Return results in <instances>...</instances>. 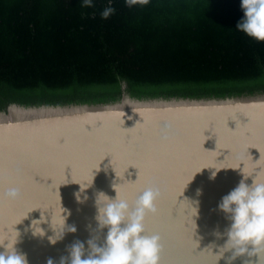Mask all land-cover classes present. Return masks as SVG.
Returning <instances> with one entry per match:
<instances>
[{
	"label": "water",
	"instance_id": "95a60500",
	"mask_svg": "<svg viewBox=\"0 0 264 264\" xmlns=\"http://www.w3.org/2000/svg\"><path fill=\"white\" fill-rule=\"evenodd\" d=\"M240 169L264 182V87L0 100V232L20 233L16 247L29 264H59L77 240L85 256L89 239L105 246L95 194L114 198V183L130 206L144 190H159L157 211L144 220V235L160 237L158 264H217L218 249L208 247L223 245L226 236L213 233L230 223L218 203L242 179ZM80 184L91 185L84 203L74 195ZM11 187L20 191L14 199ZM41 213L43 237L32 230ZM63 216L77 231L65 229L52 245ZM258 255L264 264V251ZM245 262L257 264V253L232 264Z\"/></svg>",
	"mask_w": 264,
	"mask_h": 264
},
{
	"label": "trees",
	"instance_id": "16d2710c",
	"mask_svg": "<svg viewBox=\"0 0 264 264\" xmlns=\"http://www.w3.org/2000/svg\"><path fill=\"white\" fill-rule=\"evenodd\" d=\"M83 3L0 0V100L264 87V43L235 28L240 0Z\"/></svg>",
	"mask_w": 264,
	"mask_h": 264
},
{
	"label": "clouds",
	"instance_id": "9594fccd",
	"mask_svg": "<svg viewBox=\"0 0 264 264\" xmlns=\"http://www.w3.org/2000/svg\"><path fill=\"white\" fill-rule=\"evenodd\" d=\"M136 2L137 0H127L129 5ZM83 6L92 7V0H84ZM240 8L243 16L235 28L247 37L264 43V0H240ZM114 12L113 7H106L101 12V18L108 19ZM259 159L255 162H259ZM218 171H213L209 178L214 180ZM240 172L242 179L218 203V210L224 213L225 219L230 223L223 233L218 229L213 233L217 238L226 236L223 245L213 243L208 247L218 249L215 253L218 257L217 264L221 259L225 260V264H232L238 257L251 256L253 253H257L259 264L258 253L264 251V182L246 175L242 169ZM249 178L252 179L251 184L247 183ZM91 185L80 184L79 191L74 194L78 203H84L88 199L85 190ZM112 187L116 193L114 198L103 191L95 194L97 226L101 230L108 229L105 246H98L93 239H89L87 244L91 251L85 256V242L77 240L68 248L69 255L60 258L59 264H158L160 237L144 235V220L148 213H156L159 190L151 187L144 190L134 206H130L128 201L119 197L116 183ZM19 194L17 187L9 188L6 193L13 199ZM201 194L202 191L198 189L197 195ZM63 217L64 223L59 234L53 229L55 234L48 237L52 245L64 238L65 229L72 233L77 231L74 225L67 226L66 217ZM43 222L45 218L42 213L39 220L32 221L34 236L45 235L44 230L39 227ZM34 225H38V228H34ZM15 232V237L0 232V264H29L27 255L16 247L20 243V233ZM226 253L231 254L226 256ZM47 264H54V260L49 258Z\"/></svg>",
	"mask_w": 264,
	"mask_h": 264
},
{
	"label": "snow or ice",
	"instance_id": "6c2138e0",
	"mask_svg": "<svg viewBox=\"0 0 264 264\" xmlns=\"http://www.w3.org/2000/svg\"><path fill=\"white\" fill-rule=\"evenodd\" d=\"M193 254L195 255V252Z\"/></svg>",
	"mask_w": 264,
	"mask_h": 264
}]
</instances>
